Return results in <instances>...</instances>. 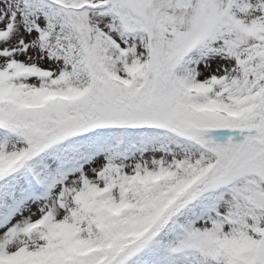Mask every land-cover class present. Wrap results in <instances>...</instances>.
I'll use <instances>...</instances> for the list:
<instances>
[{"label": "snow or ice", "instance_id": "snow-or-ice-1", "mask_svg": "<svg viewBox=\"0 0 264 264\" xmlns=\"http://www.w3.org/2000/svg\"><path fill=\"white\" fill-rule=\"evenodd\" d=\"M0 264H264V0H0Z\"/></svg>", "mask_w": 264, "mask_h": 264}]
</instances>
